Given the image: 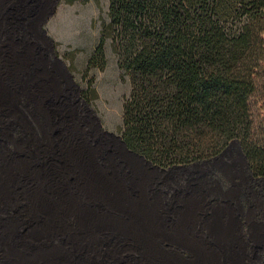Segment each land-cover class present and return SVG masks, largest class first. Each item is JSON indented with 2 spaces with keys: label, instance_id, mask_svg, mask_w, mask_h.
<instances>
[{
  "label": "crops",
  "instance_id": "1",
  "mask_svg": "<svg viewBox=\"0 0 264 264\" xmlns=\"http://www.w3.org/2000/svg\"><path fill=\"white\" fill-rule=\"evenodd\" d=\"M87 3L0 0V264H264V176L237 145L168 165L129 147L86 71Z\"/></svg>",
  "mask_w": 264,
  "mask_h": 264
},
{
  "label": "trees",
  "instance_id": "2",
  "mask_svg": "<svg viewBox=\"0 0 264 264\" xmlns=\"http://www.w3.org/2000/svg\"><path fill=\"white\" fill-rule=\"evenodd\" d=\"M108 14L86 71L105 68L109 37L131 83L121 128L128 146L168 165L238 139L253 174L264 176V126L252 103L264 77V0H109Z\"/></svg>",
  "mask_w": 264,
  "mask_h": 264
},
{
  "label": "rangeland",
  "instance_id": "3",
  "mask_svg": "<svg viewBox=\"0 0 264 264\" xmlns=\"http://www.w3.org/2000/svg\"><path fill=\"white\" fill-rule=\"evenodd\" d=\"M108 7L109 0H90V3L84 4L83 6L84 14H89L90 10L92 12V10L96 8L94 11L96 12L95 25L91 26L88 31H85L81 37L83 47L87 51H90L94 42H98L100 38V29L102 28L104 21L109 20ZM104 49L106 66L104 71L100 74V79L104 81L105 86L111 91L114 98L113 100L120 102L121 109H123V98L130 92L131 88L130 78L128 75L123 74L118 67L116 54L109 37L105 39ZM252 103L257 120L261 122L263 121L264 126V77H262L260 81V88L257 96L252 98ZM229 144L237 145L242 148L238 139L231 140Z\"/></svg>",
  "mask_w": 264,
  "mask_h": 264
}]
</instances>
